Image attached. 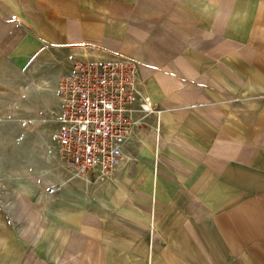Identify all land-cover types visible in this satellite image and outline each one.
Masks as SVG:
<instances>
[{"label": "crops", "instance_id": "crops-1", "mask_svg": "<svg viewBox=\"0 0 264 264\" xmlns=\"http://www.w3.org/2000/svg\"><path fill=\"white\" fill-rule=\"evenodd\" d=\"M114 55L154 112L56 199L53 264H264V0H0V116L56 134L72 61Z\"/></svg>", "mask_w": 264, "mask_h": 264}, {"label": "built area", "instance_id": "built-area-1", "mask_svg": "<svg viewBox=\"0 0 264 264\" xmlns=\"http://www.w3.org/2000/svg\"><path fill=\"white\" fill-rule=\"evenodd\" d=\"M58 95L56 151L72 172L98 179L130 160L125 146L154 112L139 90L137 62L122 55L72 61Z\"/></svg>", "mask_w": 264, "mask_h": 264}, {"label": "rangeland", "instance_id": "rangeland-1", "mask_svg": "<svg viewBox=\"0 0 264 264\" xmlns=\"http://www.w3.org/2000/svg\"><path fill=\"white\" fill-rule=\"evenodd\" d=\"M35 120L0 116V264H53L56 199L68 190L83 195L87 176L102 180L72 172L56 151L52 119Z\"/></svg>", "mask_w": 264, "mask_h": 264}]
</instances>
